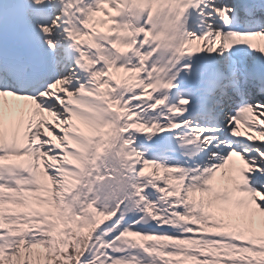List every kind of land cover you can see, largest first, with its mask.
I'll list each match as a JSON object with an SVG mask.
<instances>
[{
  "label": "snow or ice",
  "instance_id": "obj_1",
  "mask_svg": "<svg viewBox=\"0 0 264 264\" xmlns=\"http://www.w3.org/2000/svg\"><path fill=\"white\" fill-rule=\"evenodd\" d=\"M264 0H0V264H264Z\"/></svg>",
  "mask_w": 264,
  "mask_h": 264
},
{
  "label": "bare ground",
  "instance_id": "obj_2",
  "mask_svg": "<svg viewBox=\"0 0 264 264\" xmlns=\"http://www.w3.org/2000/svg\"><path fill=\"white\" fill-rule=\"evenodd\" d=\"M257 43L261 44V45H264V39H258L257 40Z\"/></svg>",
  "mask_w": 264,
  "mask_h": 264
}]
</instances>
